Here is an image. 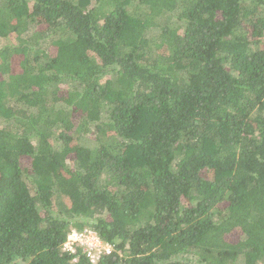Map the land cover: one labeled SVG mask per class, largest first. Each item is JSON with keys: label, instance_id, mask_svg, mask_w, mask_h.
Masks as SVG:
<instances>
[{"label": "trees", "instance_id": "16d2710c", "mask_svg": "<svg viewBox=\"0 0 264 264\" xmlns=\"http://www.w3.org/2000/svg\"><path fill=\"white\" fill-rule=\"evenodd\" d=\"M1 40L0 264H91L86 229L96 264H264V0H0Z\"/></svg>", "mask_w": 264, "mask_h": 264}, {"label": "built area", "instance_id": "2783aa9c", "mask_svg": "<svg viewBox=\"0 0 264 264\" xmlns=\"http://www.w3.org/2000/svg\"><path fill=\"white\" fill-rule=\"evenodd\" d=\"M63 249L69 253L79 250L91 264H96L102 255H108L112 251L110 245L102 243L95 232L87 229L82 232L72 230L63 244Z\"/></svg>", "mask_w": 264, "mask_h": 264}, {"label": "rangeland", "instance_id": "374dc122", "mask_svg": "<svg viewBox=\"0 0 264 264\" xmlns=\"http://www.w3.org/2000/svg\"><path fill=\"white\" fill-rule=\"evenodd\" d=\"M171 21L174 22L175 20H174V19H171ZM148 34H149L150 37H156V35H157L156 31H153V30H152V31L150 30ZM20 39H21V38L16 37V36L13 35V36H10V37L8 38V41H9L8 43H11V44H13V45H17ZM0 43H1V45H5V44H7L5 40H1ZM47 51H48V52L50 53V55H51V54H53L54 48L51 47V48H49V50L47 49ZM12 71H13V73H18V72H19V68H18V59H16V60L13 61ZM236 237H237V235H236V233H235V234L229 236V240H234Z\"/></svg>", "mask_w": 264, "mask_h": 264}, {"label": "clouds", "instance_id": "9594fccd", "mask_svg": "<svg viewBox=\"0 0 264 264\" xmlns=\"http://www.w3.org/2000/svg\"><path fill=\"white\" fill-rule=\"evenodd\" d=\"M68 236V235H67Z\"/></svg>", "mask_w": 264, "mask_h": 264}]
</instances>
